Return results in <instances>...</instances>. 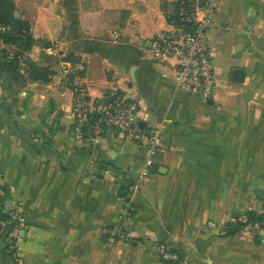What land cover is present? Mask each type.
<instances>
[{"label": "crops", "instance_id": "1", "mask_svg": "<svg viewBox=\"0 0 264 264\" xmlns=\"http://www.w3.org/2000/svg\"><path fill=\"white\" fill-rule=\"evenodd\" d=\"M14 3L35 41L23 52L0 39V176L6 206L23 216L16 264H166L163 250L183 264H264L259 228L227 235L233 218L264 213V95L249 106L250 94L236 90L264 65V0L218 5L208 34L213 104L179 88L151 54L178 0ZM61 52L84 66L92 100L119 86L138 101L141 128L161 130L151 166L114 130L75 133ZM26 59L53 71L52 80L31 79ZM236 68L243 82L232 79ZM118 172L138 185L124 220ZM4 250L0 231V264Z\"/></svg>", "mask_w": 264, "mask_h": 264}, {"label": "built area", "instance_id": "2", "mask_svg": "<svg viewBox=\"0 0 264 264\" xmlns=\"http://www.w3.org/2000/svg\"><path fill=\"white\" fill-rule=\"evenodd\" d=\"M221 1L178 0L175 19L171 21L170 29L159 34L151 48L153 58L174 71L177 86L199 97L203 103L213 99L217 86L208 34ZM4 31L6 28L0 26V33ZM55 51L54 45L46 49L48 55H55ZM55 57L63 64L64 86L74 95L75 133L83 137V129L89 122L88 116L97 115L99 119L91 126L89 134H101L105 129H109L126 136L145 150L146 166H151L161 140V130L156 128L147 132L141 128L138 101L119 86H114L105 93L102 102H95L85 90L84 66L66 61V52H61ZM2 186L3 180L0 176V187ZM137 189L138 185L134 184L131 196ZM9 210L13 224L9 237L17 245L21 239L23 216L17 209ZM133 211L134 206L128 201L122 212L123 220L131 218ZM231 221L245 223L247 216L243 214ZM256 227L264 233V229L259 225H250L246 229ZM162 259L165 262L183 264L177 253L168 250L162 251Z\"/></svg>", "mask_w": 264, "mask_h": 264}, {"label": "trees", "instance_id": "3", "mask_svg": "<svg viewBox=\"0 0 264 264\" xmlns=\"http://www.w3.org/2000/svg\"><path fill=\"white\" fill-rule=\"evenodd\" d=\"M15 12V3L14 0H0V26L6 28V31L0 33V39L6 45H13L20 43L23 48V52H28L33 47L35 41L32 36L30 24L22 19L16 18L14 15ZM175 19V15L172 20ZM171 20V21H172ZM52 46V44L46 45V49ZM24 54V53H23ZM57 59V58H56ZM66 61H69L73 64H77L78 61L73 58L71 54H68ZM27 65L30 67L29 76L34 81H40L42 83H49L53 77V71L49 68H41L34 64L29 59H26ZM99 119L97 115H89L88 123L83 129V137H88L89 130L91 126ZM94 135V134H93ZM117 181L119 184V194L124 199H128V196L131 194V188L134 185L132 180L123 177V175L117 173ZM6 190L3 187H0V231L2 233L5 250L3 252L4 264H16V242L9 237V233L13 227L10 218V210L6 206ZM134 211L132 212V215ZM247 222H235L230 223L227 226V235L232 236L239 233L242 230H245L250 225H259L264 229V213H257L249 211L246 213ZM173 252V251H170ZM165 262V261H164ZM166 264H176L175 262H165Z\"/></svg>", "mask_w": 264, "mask_h": 264}, {"label": "rangeland", "instance_id": "4", "mask_svg": "<svg viewBox=\"0 0 264 264\" xmlns=\"http://www.w3.org/2000/svg\"><path fill=\"white\" fill-rule=\"evenodd\" d=\"M252 68V67H251ZM261 75V77L259 76ZM262 80V81H260ZM238 91H245L250 94L249 106H257L261 104V96L264 95V65L261 67H256L249 77L247 84L241 85L236 88ZM249 96V95H247ZM257 102H260L259 104ZM131 197V194L128 196V199ZM126 199V203L130 200ZM133 205V204H132Z\"/></svg>", "mask_w": 264, "mask_h": 264}, {"label": "water", "instance_id": "5", "mask_svg": "<svg viewBox=\"0 0 264 264\" xmlns=\"http://www.w3.org/2000/svg\"><path fill=\"white\" fill-rule=\"evenodd\" d=\"M232 79L236 82H243L245 79V70L241 68H236L232 71ZM209 104H213V101L210 100ZM142 127V125H140ZM264 240V235L259 236V241Z\"/></svg>", "mask_w": 264, "mask_h": 264}]
</instances>
